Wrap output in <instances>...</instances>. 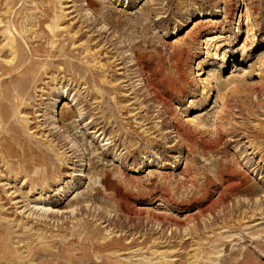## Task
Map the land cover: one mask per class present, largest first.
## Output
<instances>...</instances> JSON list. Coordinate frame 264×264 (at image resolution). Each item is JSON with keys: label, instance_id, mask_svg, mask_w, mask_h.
I'll list each match as a JSON object with an SVG mask.
<instances>
[{"label": "rangeland", "instance_id": "rangeland-1", "mask_svg": "<svg viewBox=\"0 0 264 264\" xmlns=\"http://www.w3.org/2000/svg\"><path fill=\"white\" fill-rule=\"evenodd\" d=\"M34 1V18L42 21L53 0H45L44 7ZM86 1L61 0L64 26L73 27L79 44L90 42L107 64L109 80L121 88L112 94L127 112L123 119L145 141L120 138L116 155L101 147L89 125L91 114L98 115L96 101L53 65L50 71H57L59 81L48 77L37 84L38 102L29 116L37 127L33 132L37 140L45 136L60 147L70 136L84 161L75 163L73 177L61 168L69 176L66 183L74 181V187H60L67 197L57 187L46 195L56 211L47 215L50 225H37L16 211L28 190L22 184L6 188L15 193L14 202L0 190L13 224L10 229L0 222L9 240L0 264H264V216L250 219L264 206V0H92L95 9L88 12ZM32 43L48 47L45 41ZM4 45L0 37V48ZM141 72L169 98V108L152 102L137 82ZM58 82L72 87V95L78 92L82 106L72 97L57 103ZM42 94L45 105L39 107ZM228 104L230 110L216 120ZM160 110L174 115L154 120ZM114 121L106 129L119 136ZM233 176L238 186L216 203ZM209 206V214L201 215ZM54 213L64 230L74 217L88 227L81 239L69 238L64 252L63 244L54 246L56 239L39 240L65 233L51 228ZM215 222L214 233L206 230ZM187 225L198 232L193 238L185 237ZM87 237L93 242L82 241Z\"/></svg>", "mask_w": 264, "mask_h": 264}, {"label": "bare ground", "instance_id": "bare-ground-1", "mask_svg": "<svg viewBox=\"0 0 264 264\" xmlns=\"http://www.w3.org/2000/svg\"><path fill=\"white\" fill-rule=\"evenodd\" d=\"M86 2L87 12L94 11L95 3L92 0H87ZM34 4V0H0V27L2 28L0 30V37L5 41V45L0 48V54L2 57H5V59L0 57V185L2 186L0 190H3L9 196L10 202H14L15 199L13 197L15 193L9 194L6 188L11 186V182L22 184V187L28 190L26 193H22L21 202L17 201L15 203L16 211H20L23 217H26L28 221L33 220L37 225H50V223H47L50 216L47 215L50 212L53 214L55 210L52 204H49L46 195L50 192H55L54 190L52 191V188L57 187L58 194L61 197H67L66 189L60 187L66 183L69 176L66 177L62 174L61 168L66 166L67 169L73 171L71 175L73 177L75 172H77V164L75 163L84 161L82 155H76L78 150L74 148L77 147V144L70 139V136H67V142L60 147L59 144L56 145L49 138H46L44 141L45 136L41 140H37L36 137L39 134L33 132L37 127L30 121L29 116L31 115V110H34L38 102L39 87L37 84L48 77L54 83L59 81L57 71H50L54 67L53 65L63 70L64 79L69 76L68 83L72 81L77 86H83L86 89L87 96L96 101V111H98V115H101V117L98 118V115L92 113L90 122H88L92 126V130L95 129L92 131V134L94 139L97 138L99 140L101 147L117 153L116 148L120 138L126 136V139H133L135 136L137 137L136 139H140V142L145 141V139L140 138L139 135L129 128V124L125 123L123 116L127 112H124L125 108L121 106L119 100L115 102L116 98L112 94L115 91L121 92V88L115 86V83L109 80L107 70L105 69L107 64L103 63V60H99L94 48L90 47V42L79 44L80 40H76L77 34H73V27L64 26L67 15L65 14L61 0H53L51 4L50 2L47 4L45 0H41L42 7L46 4L51 5L48 7L46 5V10L42 13V21H37L34 18L33 7L36 8L33 6ZM247 17L245 16V18ZM45 25H47L48 32L44 30ZM38 26L39 29L35 30V27ZM98 37L101 38L102 36L98 34ZM34 39L40 40V42L45 41L48 47L44 45L33 46L32 41ZM70 48L73 49L71 50ZM100 75L101 77H99ZM138 78L137 82L144 84L143 88L148 90V94L153 99L152 102L154 104H157L158 107L161 106V109L164 110L166 109L165 107L169 108V104L171 103L169 102V98L167 99L163 96L162 90L159 89L156 83L146 77L144 72H141ZM57 86L58 88L55 89V91H58L57 103H61L59 101L61 98L69 99L72 97L75 105L82 106V103L79 101V93L77 92L75 95H72L73 91H75L72 87H69V85L63 86L60 82L57 83ZM133 89H135V86ZM252 91L255 92V90ZM45 96V94L39 96L41 99L39 107L45 105V100H43ZM109 97H111L110 100H108ZM137 99L138 96L136 97ZM227 110H230V104L222 105L221 109L216 112V120H222V116L227 114ZM161 112L162 110L158 112L154 120H161L165 115H174L173 113ZM78 114L83 117L84 110H78ZM112 118L115 119L113 123L116 125L117 133H120L119 136L116 133L108 132L106 129V125L111 124ZM99 121L102 122L99 123ZM158 126L156 125V127ZM38 128L40 129L41 127ZM174 130L181 137L179 130L176 128ZM144 133L149 134L150 131H145ZM70 147L72 149L70 153L73 152L72 156H69V152H67ZM148 147L153 151V146L149 145ZM66 148L67 150H65ZM256 149L259 148H254V150ZM76 159H79V161L74 162ZM79 172L83 173L82 170ZM235 178L233 176V178L226 181L223 184L225 186L221 184L224 190L220 192V199L216 203L223 201V196L228 189L232 190L238 186L239 183ZM66 186L68 188L74 187V181H68ZM37 193L39 197H37ZM1 202L2 198L0 196V217H5L0 222H4L6 227L12 229L13 224L9 223L10 219L7 218ZM212 207H207L205 212L200 214H209L208 211ZM75 212L77 211L74 208L70 214L73 215ZM258 214L264 216V206L255 208L251 213L250 219L256 218ZM57 215L54 213L51 216V222L54 220V224L50 227L53 229L57 228L58 231L62 229V232L64 231L65 233L62 236L60 233L56 237L40 236L39 240L56 239L58 241L54 243V246L63 244L62 252H64L66 247L69 246V238L76 237L81 239L85 231L88 230V227L85 226L83 220L74 217L70 219L69 224L64 230V226H60L61 219ZM216 223L207 226L206 230L214 233ZM188 225L187 227L184 226L185 237L191 236L193 238L198 232L195 229H191V227L189 228ZM2 227H0V254L4 253V246L9 243L8 235L4 233ZM189 230L190 233H187ZM67 231L70 233L66 234ZM87 235L89 236V233ZM204 235L206 236L207 234ZM205 236L204 238H206ZM82 241L93 242V239L87 237L83 238ZM93 246L95 245L93 244ZM104 247L105 249L114 248L111 245H105ZM80 250L82 249H75L76 252ZM30 253L33 256L36 255V249L34 250L33 247H30ZM239 264H245V261L243 260Z\"/></svg>", "mask_w": 264, "mask_h": 264}]
</instances>
